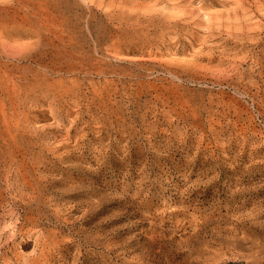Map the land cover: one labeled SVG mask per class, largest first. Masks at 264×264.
Here are the masks:
<instances>
[{"label":"rangeland","instance_id":"rangeland-1","mask_svg":"<svg viewBox=\"0 0 264 264\" xmlns=\"http://www.w3.org/2000/svg\"><path fill=\"white\" fill-rule=\"evenodd\" d=\"M0 264H264V0H0Z\"/></svg>","mask_w":264,"mask_h":264}]
</instances>
